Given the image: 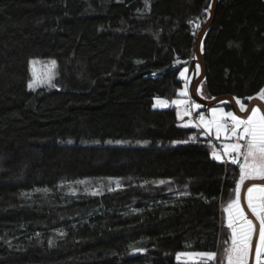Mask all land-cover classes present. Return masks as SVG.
Masks as SVG:
<instances>
[{"label":"trees","instance_id":"trees-1","mask_svg":"<svg viewBox=\"0 0 264 264\" xmlns=\"http://www.w3.org/2000/svg\"><path fill=\"white\" fill-rule=\"evenodd\" d=\"M210 1L0 0V264L217 263L176 254L225 247L239 166L153 107L188 98ZM201 42L208 97L264 87V0H218ZM33 60L55 87L29 88Z\"/></svg>","mask_w":264,"mask_h":264},{"label":"snow or ice","instance_id":"snow-or-ice-1","mask_svg":"<svg viewBox=\"0 0 264 264\" xmlns=\"http://www.w3.org/2000/svg\"><path fill=\"white\" fill-rule=\"evenodd\" d=\"M207 10L205 9V11ZM196 27L199 28V24ZM193 34L195 35V33ZM200 50L203 51V42H201ZM30 63H35V61ZM56 63L55 60L50 61L53 68ZM199 69L200 66L197 64L196 70L199 71ZM185 72H187V69H184L180 75L183 77ZM53 78V76H50L49 82ZM28 86L32 88L33 82L30 81ZM51 86L55 87L54 84H51ZM182 94L187 95V91L185 90ZM247 99L249 101L255 99L264 101V88H261L255 97L250 96ZM160 103L166 104L167 101L161 100ZM173 103L177 102L173 101ZM236 104L239 105L241 112H250L246 119H242L234 112H225L223 109L213 108L211 109L213 116L210 121L205 120L203 113H200L199 120L208 131L215 127L217 137L221 132L227 133L230 130L232 137L236 140L235 143L224 145L227 150L226 154L230 156L235 154L230 162L239 166V179L236 181L234 190L235 199L230 200L225 208L228 213L227 227L231 229V244L224 249L227 264H249L250 257L254 258L255 264H264V185L252 184L246 189L248 194L247 206L251 216L259 222L258 225L254 224L252 219H249L240 204L241 188L246 180L259 177L260 180L264 181V110L261 106L249 107L240 99H236ZM193 106L197 109L201 107L199 104ZM228 119L232 122L230 129L227 124ZM213 156L217 160L223 159L215 153H213ZM241 156L243 157V163L236 158ZM160 183H164V181H160ZM254 193H259V195H254ZM254 234L258 236L259 242L253 246ZM176 255L177 259L182 255H197L209 261L217 257L215 252L177 253Z\"/></svg>","mask_w":264,"mask_h":264},{"label":"rangeland","instance_id":"rangeland-1","mask_svg":"<svg viewBox=\"0 0 264 264\" xmlns=\"http://www.w3.org/2000/svg\"><path fill=\"white\" fill-rule=\"evenodd\" d=\"M212 1L213 0L210 1L211 7H208L207 16H206L204 22L207 20V18L210 15L211 8H212ZM203 23L199 25V28H197V30L195 32L194 45H193V55H192L193 62L196 63V66H197V64H199L200 69H199V71H197L194 68L195 72L194 73H189L186 76L188 89H187V87H185V90L187 91V95L186 96L188 98H186L184 96H179V97H176V98H174L172 100H168V99H165V98H155L153 100V107H154V105H155V108H168V107L174 106L175 109H176L177 115L179 114L178 117L181 120V123L183 125L197 126V127L202 129V132H203L204 135H207L210 138V142L213 145L212 156H213V153H215L216 155L221 156L223 158L222 160H231L232 156H234L235 154H232L231 156L226 154L227 150L224 148V145H230V144L236 142V140L232 137L231 131L229 130L227 133L221 132L219 137H217L215 127H213L211 129V131L206 130L204 125L199 120V117H198L199 123H195V121L191 117L192 116L191 115L192 114L191 109L187 106V104L189 103V101H188L189 100V96H191L192 92L195 94V96H197L199 98H203V99H206V100L211 99V97H208L207 94L204 91V88H203V86L201 84L202 80L199 81V82H195L196 77L198 75H200V73H201V65L199 63V56L201 54L200 46H201V41H202L203 35H201L199 37V39H197V37H198V33H199ZM33 61H35V63H30V73H31L30 81L33 82V87L31 89H37L39 87L50 88V87H52L51 84L55 85L56 84V77H57L56 76L57 75V66L55 65V67L53 68V66L50 64V61H52V60H33ZM33 61H31V62H33ZM184 69H182L181 72L184 71ZM185 75H186V72L184 73L183 78H185ZM50 76H53L54 78L51 79V81L49 82V77ZM193 85H194V88H193V91L191 92ZM198 85H199V87H198L199 91H197V86ZM182 93H183V91L181 92V94ZM253 97H255V96H253ZM161 100L167 101V103L166 104H161L160 103ZM255 100H257V101H254L252 106H254V105L255 106H261L262 110H264V101H260L259 99H255ZM173 101H176L177 103H173ZM242 102L245 103L246 105H248L247 101H242ZM194 104H199V103L197 101H194L193 105ZM213 108L223 109L225 112H234V113L237 112L236 114H238L242 119H246L247 115L250 114V112H241L240 111L239 105L236 104V99H235L236 111H234L233 109H228L224 104L213 105V106H210V107H208V108H206L204 110H202L203 109L202 106L200 108H198V109L193 106V110L197 111L198 115H200V113H203L204 117H205V120H209V121L212 119V116H213V113L211 112V109H213ZM185 113H187V114H185ZM231 123H232L231 120L228 119L227 120V124L229 126V129L231 127ZM113 142H115L116 144H120L122 141L121 140H117V141H113ZM241 143H243V141H241ZM221 145L223 146L222 150L219 149V146H221ZM236 158L241 163L244 162L242 156L241 157H236ZM256 178L259 179V177H256ZM103 183H105V182H100V184H103ZM108 185H111V184L109 183ZM258 185H264V183L263 184H258ZM247 195H248L247 191H245L244 197L241 196L240 204H241V207L243 209H244V207L246 208V206H247ZM254 195L258 196L259 193H254ZM228 203L229 202L223 204L222 205V209H221V211L223 213L224 225L226 227H227L228 213L225 211V208L228 206ZM247 209H248V206H247ZM244 211H245V214L247 215V212H246L245 209H244ZM248 211L250 212L249 209H248ZM248 217H249V219L253 220L254 224L258 225L259 222L257 220H255V218L252 217L251 214H249ZM227 231H228V238L226 240L227 243H225V247L221 250V252L215 251V253H217V257L213 261H216L217 262L216 264H221V262H223V264H227V259L225 258L224 249L229 247L230 244H231V240H230L231 229H229L227 227ZM258 242H259L258 236L256 234H254L253 235V241H252L253 246L256 243H258ZM180 253L194 254V253H201V252H180ZM178 260H183V261L205 260V261H209L206 258L197 256V255H182V256L179 257ZM249 264H255L254 258L250 257Z\"/></svg>","mask_w":264,"mask_h":264},{"label":"water","instance_id":"water-1","mask_svg":"<svg viewBox=\"0 0 264 264\" xmlns=\"http://www.w3.org/2000/svg\"><path fill=\"white\" fill-rule=\"evenodd\" d=\"M217 3H218V0H213L212 1V8H211V12H210V15L209 17L207 18V20L203 23L199 33H198V37L197 39H199V37L201 35H204L205 31L207 30V28L210 26V24L212 23L213 19H214V16H215V13H216V7H217ZM199 63L201 65V73L200 75H198L195 79V82H199L203 79V77L205 76V73H206V67H205V62L203 60V56L202 54H200L199 56ZM194 99L198 102V103H201L203 105H206V107H210V106H213V105H216V104H219V103H225V102H228L229 104H231L232 108L234 111H236V108H235V97L230 95V94H224V95H219V96H215V97H211V99L209 100H206V99H203V98H199L197 96L194 97ZM248 102V106L251 107L253 102L254 101H257V100H254V101H249L248 99L246 100ZM237 113V112H236ZM238 115V114H237ZM264 181L258 179V178H254L252 180H247L244 182V186H242L241 188V196L244 197L245 195V191L247 189V187L251 186L252 184H263ZM244 209L246 210L247 212V215L250 214V212L248 211L247 209V206L246 208L244 207Z\"/></svg>","mask_w":264,"mask_h":264},{"label":"built area","instance_id":"built-area-1","mask_svg":"<svg viewBox=\"0 0 264 264\" xmlns=\"http://www.w3.org/2000/svg\"><path fill=\"white\" fill-rule=\"evenodd\" d=\"M189 103H188V107L191 109V112H192V118H193V120L194 121H196L197 123H199V121H198V117H199V115L197 114L198 112L197 111H194L193 110V100H192V98L191 97H189ZM222 148H223V146L221 145V146H219V149L220 150H222Z\"/></svg>","mask_w":264,"mask_h":264},{"label":"crops","instance_id":"crops-1","mask_svg":"<svg viewBox=\"0 0 264 264\" xmlns=\"http://www.w3.org/2000/svg\"><path fill=\"white\" fill-rule=\"evenodd\" d=\"M201 54H202V52H201ZM189 73H191V72H190V69H187V72H186V75H185V87H187V89H188V84H187V78H186V76H187ZM186 84H187V85H186ZM198 87H199V85L197 86V89H198ZM193 88H194V85L192 86V90H191V92L193 91ZM203 88H204V87H203ZM204 91H205V90H204ZM191 96H192V98H194V97H195V94L192 92Z\"/></svg>","mask_w":264,"mask_h":264}]
</instances>
